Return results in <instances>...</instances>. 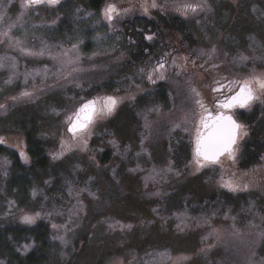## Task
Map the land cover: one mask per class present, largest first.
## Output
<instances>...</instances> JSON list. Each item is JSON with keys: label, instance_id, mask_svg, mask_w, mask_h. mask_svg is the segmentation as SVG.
Wrapping results in <instances>:
<instances>
[{"label": "rangeland", "instance_id": "374dc122", "mask_svg": "<svg viewBox=\"0 0 264 264\" xmlns=\"http://www.w3.org/2000/svg\"><path fill=\"white\" fill-rule=\"evenodd\" d=\"M200 1L177 6L167 38L181 63L160 67L119 47L114 29L130 24L90 0H0V230L49 221L45 264H264V171L202 163L193 144L198 86L215 75L259 91L244 135L264 149V0ZM108 97L111 112L68 132L80 106Z\"/></svg>", "mask_w": 264, "mask_h": 264}, {"label": "flooded vegetation", "instance_id": "af4514ba", "mask_svg": "<svg viewBox=\"0 0 264 264\" xmlns=\"http://www.w3.org/2000/svg\"><path fill=\"white\" fill-rule=\"evenodd\" d=\"M43 1L48 2V0H41L40 2ZM59 1L60 0H58V2ZM184 1L188 0H155L154 2H150L149 0H110V5H114L116 8V11L113 12L115 17L117 16L120 20H122V18L125 16L124 22H128L130 26H133L130 28V26L127 27V25H125L118 27V29L115 30V32H117L115 35L118 39L117 45L119 47L124 46L128 51L133 53H135L136 50L144 51L145 55H148L149 57L148 60H153L155 63L159 64L160 67H168V64L171 63L180 64V57L173 54L171 51L177 50L178 48H171L172 45L170 40L167 38V35L170 28H178V25L181 24V20L183 21V18L180 17L178 14L179 11H177L176 8ZM166 5H168V7H166ZM205 5L206 2L203 3V7ZM169 7L171 11L167 9ZM203 7L202 11L200 12L205 10ZM119 36H121V38H119ZM167 49L171 51L169 56L164 55ZM245 85L250 86L253 99L245 106L236 104L231 107H224V105L228 103L229 99ZM198 89L202 97L201 115L198 121V129L193 136L194 156L196 159L202 163H210L203 161L200 156L196 154V145L201 135L203 125L208 124L211 120L215 119L219 115L231 114L240 126L237 143L234 146L232 152L224 155L215 164H219L226 157L232 158L231 160L235 159L234 163H236V161H241L240 158L244 157L245 160H243V164L245 165V168H251L254 167V165H258L254 167L255 171L259 170V172H263L264 149L257 147L259 145L257 144V139L255 140V143L251 141L246 143L247 135L250 134L251 131L244 135L245 126L243 123V121L248 117L247 114H250V111L258 114V110L260 109L259 104H262L259 100V91L255 90L252 85L243 80L234 78L222 79L221 77L215 75L209 82H206L204 86L201 87L199 84ZM94 105L95 111L93 112L91 121H93L98 111H100V105L96 102H94ZM77 112L78 111L76 110V113L71 118L67 128L68 132L74 136L85 131L91 124H88L84 130L72 133L70 131V126L72 125L73 119ZM252 121L255 120H251L250 123ZM246 145L249 146L253 155H243V148ZM238 165L240 164H237V167ZM252 170L254 171V169ZM252 170L250 169L247 171L251 172Z\"/></svg>", "mask_w": 264, "mask_h": 264}, {"label": "trees", "instance_id": "16d2710c", "mask_svg": "<svg viewBox=\"0 0 264 264\" xmlns=\"http://www.w3.org/2000/svg\"><path fill=\"white\" fill-rule=\"evenodd\" d=\"M109 1L110 0H90V5L96 11L106 14L103 8L106 2ZM114 17L115 15L112 13L111 19H114ZM119 21L121 20L119 19ZM114 33L117 34L115 29ZM115 37L117 36L115 35ZM120 37L121 36H119V38ZM259 135L260 133H253V137L257 138ZM28 143L29 146L32 147L31 155L33 156L37 166L40 168H46L48 165L47 156L45 154L46 148H44V146L40 143L35 142L33 134L28 135ZM0 153L2 152L0 151ZM48 222L49 221L45 219H41L34 225L16 223L12 224L11 227H6L3 231L0 230V252L8 254L12 264H45V254H47L51 240V236L49 235V226L51 223ZM31 240L33 241L32 243L34 244V247L27 252H24L23 250L25 244L23 243L30 244ZM84 240L85 238L82 239L80 244L79 242L76 243L77 248L74 247V249H76H73V254H79L81 251H84L85 244L82 246ZM7 264H9V262Z\"/></svg>", "mask_w": 264, "mask_h": 264}, {"label": "water", "instance_id": "95a60500", "mask_svg": "<svg viewBox=\"0 0 264 264\" xmlns=\"http://www.w3.org/2000/svg\"><path fill=\"white\" fill-rule=\"evenodd\" d=\"M248 87L250 88V86H248ZM241 89H239L237 91V93L233 96H236L238 93H240ZM251 92H252V90H251ZM252 99H253V95H252ZM251 100H248L243 106L247 105ZM236 104H240V103H235L233 105H236ZM94 108H95V105H94ZM81 109H84V110L81 111ZM93 112L94 111H93V108L91 106L89 108H84V106L81 107L73 119L72 125L70 126V131L72 133H74V132L86 129V127L88 126V124L92 120ZM89 117H91V118L89 119ZM228 118H230V120ZM232 122H234L236 125L239 126V123L235 120V118L231 114L217 116L215 119L211 120L208 124L203 125V129H202V132H201V135L199 137L198 142L200 144L207 146L208 149L210 150V152L214 151L215 147L218 144H222L223 142H225L228 139ZM73 125H75L74 130H72ZM81 125H84V127H81ZM239 127L235 130L234 142H232L226 150L220 151L215 156L214 159H207L206 160L203 156L198 155V152H197L198 143L196 145V154L198 156H200V158L205 162H210V163L218 162L224 155L233 151L234 146L237 143Z\"/></svg>", "mask_w": 264, "mask_h": 264}, {"label": "snow or ice", "instance_id": "6c2138e0", "mask_svg": "<svg viewBox=\"0 0 264 264\" xmlns=\"http://www.w3.org/2000/svg\"><path fill=\"white\" fill-rule=\"evenodd\" d=\"M39 2H40V0H28V3H30V4L31 3H39ZM48 2L50 4H55V3L58 2V0H48ZM105 11H106V14L108 15V18L111 19V14L116 11V8H115L114 5H109L108 8ZM149 39H150V37H149ZM261 87H264V84H262ZM251 99H252L251 89L247 85H245L241 89V92L238 93L236 96L231 97L229 99L228 103H226L224 105V107H231L235 103H240V105L243 106L248 100H251ZM115 104H116V100L114 98H112V97H108V98H106V102H105L104 107L101 108L100 111L111 112L113 107L115 106ZM90 106L93 108V111H95L94 102H89V104L84 105V108H89ZM83 110L84 109H81V111H83ZM90 118L91 117H89V119ZM228 119L230 120V118H228ZM81 127H84V125H81ZM238 127H239L238 125H236L234 122H232L228 139L225 142H223L222 144H218L215 147L214 151L210 152V150L208 149L207 146H205L203 144H200L198 142V148H197L198 155L203 156L206 160L207 159H214L215 156L220 151L226 150L230 146V144L232 142H234L235 130ZM74 129H75V125H73V129L72 130H74Z\"/></svg>", "mask_w": 264, "mask_h": 264}]
</instances>
